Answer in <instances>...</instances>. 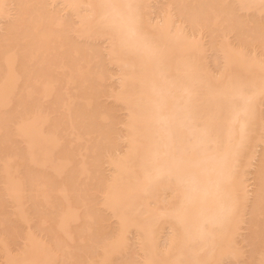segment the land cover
I'll use <instances>...</instances> for the list:
<instances>
[{
	"label": "bare ground",
	"instance_id": "1",
	"mask_svg": "<svg viewBox=\"0 0 264 264\" xmlns=\"http://www.w3.org/2000/svg\"><path fill=\"white\" fill-rule=\"evenodd\" d=\"M150 1L0 0V264H264V0Z\"/></svg>",
	"mask_w": 264,
	"mask_h": 264
},
{
	"label": "rangeland",
	"instance_id": "2",
	"mask_svg": "<svg viewBox=\"0 0 264 264\" xmlns=\"http://www.w3.org/2000/svg\"><path fill=\"white\" fill-rule=\"evenodd\" d=\"M165 0H152V1H150V6L152 7V11H151V20L152 21H156V20H158L159 21V19H160V13H161V7L162 6H164L165 4ZM164 4V5H163ZM151 9V8H150ZM159 10H160V12H159ZM159 18V19H158ZM2 20V19H1ZM158 21H156V22H158ZM3 24V20H2V22H0V26ZM232 36V35H231ZM204 38V41H206V37L204 36L203 37ZM229 38H230V35H229ZM232 38V37H231ZM95 41V43L96 44H98L97 46H101V47H103L104 48V46H106V42L103 40V39H97V40H94ZM105 42V43H104ZM94 43V44H95ZM206 54H207V56H211L212 55V51H208L207 50V52H206ZM214 54H215V52H214ZM214 54H213V56H211V57H213L214 58ZM217 54V53H216ZM215 54V60L217 59V58H220V55L219 54H217V55H219V57L217 56ZM209 57H207V58H209ZM210 57V59H212V60H214L213 58H211ZM208 60V62H211V60ZM214 60V61H215ZM219 59H217L216 61H217V63H220L219 61H218ZM215 61V62H216ZM212 63V62H211ZM216 63V64H217ZM214 64V63H213ZM215 64V65H216ZM212 65V64H211ZM215 65H212V67H211V69L213 68V69H215V70H217V69H219V67H218V65H216V67H214ZM113 66H111V68H112ZM218 67V68H217ZM114 69H115V67H113ZM217 68V69H216ZM114 69H112V70H114ZM218 71V70H217ZM216 71V72H217ZM214 72V71H213ZM114 78H109L110 80H109V82H113V81H115V76H113ZM105 100H109L108 98H105ZM123 112H124V110H120V109H118V111L116 112V116L118 115V118L120 117V116H123L124 114H123ZM123 114V115H122ZM121 118V117H120ZM116 126H117V128L120 126L118 123H116ZM119 129H121V126L119 127ZM261 132L264 134V126H263V128H262V130H261ZM262 143H264V142H262ZM262 143H258V145L256 146V155H258V153L260 152V150H262V147H263V144ZM256 159V158H255ZM254 159V161H253V164L251 165V167H250V169L248 168V170H249V174H251L250 176H248V184H249V186L251 187L252 186V184L254 183H252V181H253V178H252V175H253V173H251L252 171H254L253 169H255V166H256V160ZM104 166V167H103ZM102 167L104 168L103 170H105V172H108L110 169V167H109V165H107L106 163L103 165V163H102ZM104 172V173H105ZM109 173V172H108ZM248 174V175H249ZM250 177V178H249ZM249 179H250V181H249ZM254 185V184H253ZM249 187V188H250ZM251 189V188H250ZM251 190H253V186H252V189ZM250 190V192L251 193H249V196H250V194H252L253 195V193H252V191ZM252 197V196H251ZM252 199V198H251ZM249 200H250V198H249ZM105 212V211H104ZM106 213H108L107 211H106ZM105 213V214H106ZM248 213V212H247ZM250 213V212H249ZM109 214V213H108ZM107 214V215H108ZM106 215V216H107ZM248 215L246 214V216L244 217L245 218V221H244V223L241 225V228H240V231H239V235H238V239H239V242L240 241H242L241 243H239V244H242L241 246H242V253L239 255V256H237V258H228V257H226V258H224V259H222V261L220 262V264H247V260H249L248 259V254H250L251 253V251L250 250H252L253 251V247L255 246V245H253V243H251V239H250V237L248 236L249 234H250V226H249V224H247V223H249V221L247 222V220L246 219H248L250 216H248ZM108 217H109V224L110 225H112V223L114 222V220H115V218L114 217H112L111 215L109 216L108 215ZM108 220V219H107ZM249 220H250V218H249ZM163 228H167V227H163ZM254 228H256V227H254ZM168 230V229H167ZM167 230L166 229H163L162 231H160L161 233L158 235L159 237H158V244H162V246L163 245H165V243H163L164 241L166 242V236H167ZM247 233H249V234H247ZM136 234L134 233V232H128V240L130 241H128L129 242V247H128V249L126 250V251H128L127 252V255H126V252H125V255L126 256H130V255H132L134 258H138V255H134V254H136L135 253V251L137 250V247H136V242H137V239L135 238L136 236H135ZM168 237V236H167ZM247 238V240L248 239H250V240H244L243 238ZM21 240V239H20ZM136 240V241H135ZM245 241H247V242H245ZM251 244H250V243ZM254 242V241H253ZM18 243H20V241L18 242ZM248 243V244H247ZM254 244H256L255 242H254ZM161 246V245H160ZM137 256V257H136Z\"/></svg>",
	"mask_w": 264,
	"mask_h": 264
}]
</instances>
